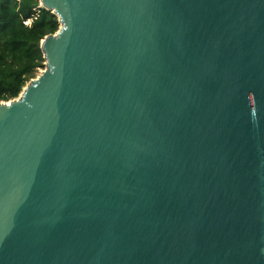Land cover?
I'll return each instance as SVG.
<instances>
[{
    "label": "water",
    "instance_id": "1",
    "mask_svg": "<svg viewBox=\"0 0 264 264\" xmlns=\"http://www.w3.org/2000/svg\"><path fill=\"white\" fill-rule=\"evenodd\" d=\"M44 69L0 101V264H264V0H39Z\"/></svg>",
    "mask_w": 264,
    "mask_h": 264
},
{
    "label": "trees",
    "instance_id": "2",
    "mask_svg": "<svg viewBox=\"0 0 264 264\" xmlns=\"http://www.w3.org/2000/svg\"><path fill=\"white\" fill-rule=\"evenodd\" d=\"M58 28L57 17L39 0H0V101L17 98L44 69L41 41Z\"/></svg>",
    "mask_w": 264,
    "mask_h": 264
},
{
    "label": "built area",
    "instance_id": "3",
    "mask_svg": "<svg viewBox=\"0 0 264 264\" xmlns=\"http://www.w3.org/2000/svg\"><path fill=\"white\" fill-rule=\"evenodd\" d=\"M35 17V16H34ZM33 17V18H34ZM33 18H31V19H28V20H25L24 22H23V24L25 25V26H30V24H31V22H32V20H33Z\"/></svg>",
    "mask_w": 264,
    "mask_h": 264
},
{
    "label": "rangeland",
    "instance_id": "4",
    "mask_svg": "<svg viewBox=\"0 0 264 264\" xmlns=\"http://www.w3.org/2000/svg\"><path fill=\"white\" fill-rule=\"evenodd\" d=\"M41 70H43V69H41ZM41 70H39L38 73H39ZM38 73L36 74V76L38 75Z\"/></svg>",
    "mask_w": 264,
    "mask_h": 264
}]
</instances>
